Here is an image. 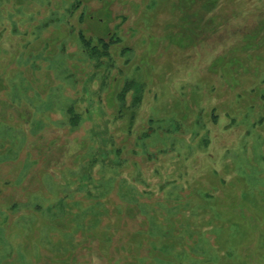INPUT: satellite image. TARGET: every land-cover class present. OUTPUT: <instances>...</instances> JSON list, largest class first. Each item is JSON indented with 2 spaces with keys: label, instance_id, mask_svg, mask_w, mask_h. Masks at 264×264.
<instances>
[{
  "label": "rangeland",
  "instance_id": "obj_1",
  "mask_svg": "<svg viewBox=\"0 0 264 264\" xmlns=\"http://www.w3.org/2000/svg\"><path fill=\"white\" fill-rule=\"evenodd\" d=\"M256 58L264 0H0V264H264Z\"/></svg>",
  "mask_w": 264,
  "mask_h": 264
},
{
  "label": "trees",
  "instance_id": "obj_2",
  "mask_svg": "<svg viewBox=\"0 0 264 264\" xmlns=\"http://www.w3.org/2000/svg\"><path fill=\"white\" fill-rule=\"evenodd\" d=\"M192 37H195V34H192ZM236 47V46H235ZM108 47H107V45H106V48L105 49H107ZM244 48H246L245 46H243L242 47V49H244ZM89 51H91V53H92V48L89 50ZM105 55H107V52L106 53H104ZM234 60V61H233ZM218 62V63H217ZM215 64H214V68L216 69L217 67H219L220 65H221V59H220V61L218 60ZM230 63H234V62H236L235 63V65H239L237 62V60L236 59H231L230 61H229ZM240 62V61H239ZM230 63H227V64H225L224 65V68L225 69H227L231 64ZM249 64H251V62H248ZM263 64H264V60L262 59V58H256V59H254L253 61H252V64L250 65V67L252 68H256V69H263ZM231 69H232V67H231ZM230 81L232 82V83H236V79L234 78H231L230 79ZM139 82L137 83V85H133V86H135L134 87V89L136 90V88H137V90H138V92H140V90H139ZM141 88V87H140ZM127 89H126V87H124L123 88V90H121V95H124V92L126 91ZM137 90H136V93H137ZM121 95H119V96H121ZM151 119H149V120H147L146 121V123H144V125L142 126H140V127H138V128H136L131 134L130 133H128L127 131H125V132H127V134H126V136H128V135H133V138L135 139V144H133V146H131L133 149H132V151L134 150L135 151V153L134 154H137L138 156L140 155V156H143V155H145L146 153H149L150 151H147V152H145L144 151V146H143V141H148V142H153L152 140H154L156 137H157V135L155 136V135H150V136H148L147 138H146V140H142L141 142V144H142V146H137V140H138V138L141 136V134H144L146 131H148L149 130V125L151 124ZM137 132V133H136ZM143 132V133H142ZM125 135V134H124ZM157 139V138H156ZM118 140H119V138H117V139H115V141L113 142V144H112V149H113V157L116 159H119V160H121V158H120V156L118 155V153L117 152H119V154L122 152V150L124 151L123 152V154L124 153H127V151H129V152H131V149H130V145H132L128 140H126L127 141V143L126 144H128V145H126V147L124 148V147H122V146H120L119 145V142H118ZM121 141V140H120ZM124 141H125V139L124 140H122V143H124ZM152 146L153 145H151V147H149V148H152ZM127 150V151H126ZM111 158V157H110ZM126 163H128V161H125V165H126ZM219 180H220V177H219ZM208 184L206 183V184H204V183H202L201 184V189H202V191L205 193V194H207V193H209V192H211V190L213 191L214 189H213V187L212 188H208V186H207ZM188 199V198H187ZM219 199H220V197H219ZM224 199H226L225 197H222L221 196V199H220V201L221 200H224ZM222 202V201H221ZM126 203L123 201V204H122V206L121 205H116L117 207H119L120 208V213H122V212H124V208H123V205L126 207V205H125ZM241 209V208H240ZM125 211L128 213V211H130V210H128L127 208L125 209ZM182 209H178L176 212H178V216H181V213H183L184 211H182ZM136 227L135 228H132L131 227V225H117V229L119 230V231H121V234H123L121 237H122V242H125V243H123V244H125V245H128L127 243L129 242L128 241V239L127 238H129L128 236H130L132 233H130V232H134V230L135 231H139V232H141L140 230L142 229V225H141V227H139V226H137V225H135ZM170 226V225H169ZM179 226H181V227H183L182 225H179ZM127 228H129V229H133L132 231H129V232H127L128 230H127ZM141 228V229H140ZM168 228V227H167ZM147 229V225H146V228L144 227V229L143 230H146ZM142 230V231H143ZM179 231V230H178ZM135 233V232H134ZM125 236V237H124ZM150 248V247H149ZM188 248V247H187ZM186 248V249H187ZM157 251H155L154 250V252H153V255L154 254H156V255H158V256H156V258H159V259H162V260H165V261H167V262H172V261H174V258L173 257H169V256H171V255H168V254H172L173 252H174V250H171L170 251V253H166V252H164V254H162V253H160L161 251H159V249H156ZM178 250H180V249H178ZM185 249L183 248V250L182 251H184ZM149 251L150 252H152V248H150L149 249ZM186 252V251H185ZM173 255V254H172ZM63 260V259H62ZM40 263V262H39Z\"/></svg>",
  "mask_w": 264,
  "mask_h": 264
}]
</instances>
